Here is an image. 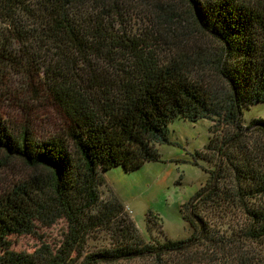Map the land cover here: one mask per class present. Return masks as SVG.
I'll list each match as a JSON object with an SVG mask.
<instances>
[{
    "label": "trees",
    "instance_id": "16d2710c",
    "mask_svg": "<svg viewBox=\"0 0 264 264\" xmlns=\"http://www.w3.org/2000/svg\"><path fill=\"white\" fill-rule=\"evenodd\" d=\"M144 1L164 30L157 22L149 32H115L127 0H0V168L18 159L29 171L0 193V264H68L73 256L80 264H264V117L242 126L245 112L264 104V0H183L185 17L164 0ZM174 19L191 28H171ZM191 32L212 35L215 52L189 49L180 37ZM171 37L180 40L166 47ZM205 64L227 90L199 74ZM17 75L63 118L40 138L29 118L3 111H27L36 98L19 97ZM203 118L230 129L206 146L216 149L217 168L180 205L188 237L152 235V221L161 223L149 211L147 238L115 195L79 226L71 196L84 182L91 206L101 172L161 161L157 146L171 143V124ZM51 202L68 224L60 244L13 249L10 237ZM97 234L106 243L90 245Z\"/></svg>",
    "mask_w": 264,
    "mask_h": 264
},
{
    "label": "rangeland",
    "instance_id": "374dc122",
    "mask_svg": "<svg viewBox=\"0 0 264 264\" xmlns=\"http://www.w3.org/2000/svg\"><path fill=\"white\" fill-rule=\"evenodd\" d=\"M127 1L129 2H126V5L129 6L124 7L127 10V14L124 16L126 21L122 19H119L118 21L114 20L113 28L115 32H121L124 29H129L133 33H139L144 30L149 32V30L151 31L155 27H158L157 22L160 25V27H158L160 29L164 30V27L167 26V24H162L157 17L155 18L154 12H156V9H152V7L144 0ZM164 4L165 6L167 5V8H169L168 5L176 8L179 7L180 11H182L180 12L182 16L185 15L184 12L188 9L183 0H164ZM172 11H175V9H170L168 13L170 14ZM162 13L163 11L160 10V13L158 14L161 15ZM126 18H129V20ZM174 20L171 21V23H168L172 25L171 28H175V26L180 28L183 26L185 27L184 29L191 28L186 20H181L180 22L176 19ZM203 34L200 36L199 33L192 34L191 32L189 37L182 35L180 39L190 47L189 49H197V47H201L202 50L201 48L200 50L204 52V54L215 52V48H213V46H217L216 39L212 35ZM178 39L173 37L168 38V45L166 44L165 46L172 47L171 43L178 41ZM209 46L212 47L210 50ZM198 71L199 74H204V79L210 85H214L213 87L216 89L221 92L224 91L223 89L227 90L225 81L216 73L212 66L205 64V68H203V70L198 69ZM16 80L20 81L14 88L19 97L27 100L29 95L32 94L33 97L36 98H30L31 101L28 102L27 111L9 107V101H4L3 103H7L6 106H8L3 107L5 115L11 118H18V120L20 118H29L37 130V134L35 135L38 138H40V136L47 130L60 126L63 118L58 114L56 106L53 102L47 97L41 96V92L36 93V95L34 93L27 92L26 86L21 83L22 80H20L19 75L16 76ZM34 85L37 86L38 90L41 89V86L37 82H34ZM17 87L19 89H17ZM259 117H264V104H256L255 106H252L250 110H247L242 120V126H248L252 119ZM214 126L215 128L211 129ZM227 129L230 128H227V126L224 125H219L217 122L206 118L199 119L197 122L189 121V123L184 122L179 124L177 130L171 134V143L157 146L158 152L161 155V163L164 170L162 173H169L167 171L168 169L177 170L179 173L177 174V177H175V180H172V182H174L172 184L175 186H181L180 188L182 193L188 190V186H191L193 190L189 194L193 195V192L199 188L210 176L212 171H215L217 168L216 162L219 159V155L217 154L216 149L209 150L206 149V146L209 143L214 145L221 144L220 141ZM252 134L255 135L256 133ZM178 145H180V147H178ZM199 151L203 156L204 154L206 156L201 157L196 155ZM27 172L29 171L26 166L18 159H14L10 166L0 168V193L16 182L19 178L25 176ZM155 172L156 171H153L152 169L151 171L149 170L150 184H147H149L150 187L156 185L150 190V192L147 193L146 191L148 186L143 185L145 187L143 192H136L135 190L133 192L134 194L127 198H124V196L129 192V187L131 185L129 184V181H134L137 186L142 185L138 182V178L136 177L140 174L138 172H131L128 177L122 176L126 180H129L128 182H123L115 177H107L105 176V172H101V175L96 179V182H94L93 189L96 194V199L91 206L87 205L90 188L89 182H84L78 191L71 196V203L74 209L78 212L77 217L79 226L90 222L91 215L95 213L96 208L101 201L107 199L109 195H115L121 202L126 203V207H129V215L134 220L139 230L147 238L150 237V233L148 234L146 230L147 224L145 222V217L149 211L158 215L161 223L159 225L158 220H155L157 223L152 221V226L155 227L152 235L157 236L160 239L163 238L162 236L164 235L171 239L188 237L191 234V228L182 218L179 217L175 204H173L172 200L168 198L166 187H164V178L162 177L159 181L158 177L153 175ZM189 199L187 197L184 202ZM160 200H162L163 203ZM179 213L182 214L181 212ZM67 227V220L63 216L58 205L51 202L45 209L38 212L31 220H29L22 230L10 237L9 240L11 247L15 250H25L28 252H33L41 245L42 242L47 243L50 247H56L66 235ZM106 241L107 240L104 236L102 238L101 234H97L94 240L91 239L89 242L92 246H100L106 243ZM90 249L92 250L94 248L92 247ZM68 264H80V259L73 256ZM125 264H128V262Z\"/></svg>",
    "mask_w": 264,
    "mask_h": 264
},
{
    "label": "crops",
    "instance_id": "0c3cea01",
    "mask_svg": "<svg viewBox=\"0 0 264 264\" xmlns=\"http://www.w3.org/2000/svg\"><path fill=\"white\" fill-rule=\"evenodd\" d=\"M197 121H195V122H197ZM184 122L189 123V121H186V120H183V119H177L175 122H173L171 124V126H170L171 134L177 130L179 124H182ZM171 134H170V138H172ZM160 145H164V144H160ZM178 147H180V145H178ZM151 169L153 171H156L155 173H153V175L155 177H158L159 181L161 180L162 177L164 178V184L165 185L164 184L163 185H164V187H166V192L168 194V198H170L172 200V203L175 204V208L177 209V214L179 215L180 218H182L181 217L182 214L179 213V212H181V211H179L180 205L184 202V200L187 199V197H188V199L191 198L198 188L193 192V195L189 194L193 190V188L191 186H188L189 187L188 190L186 192L182 193L181 192V188H180L181 186H177L176 185L177 186L176 187L175 185L172 184V183H174V182H172V180H175V177H177V174L179 172H177V170L168 169L167 171L169 173L163 174L162 172L164 170H163V166H162L161 161L147 162L139 170L134 171V172H136V173L138 172L140 174V175L136 176L138 178V182H140L142 184L140 186H137L134 181H129V180H126L124 177H122V176H125V177L130 176L129 174L131 172H125L120 167L113 168L111 170L105 171V176H107V177H115L116 179L121 180L123 182H128L129 181V184H131L130 187H129L130 189H129V192L124 196V198H127L129 196H132L134 194L133 192L135 190H136V192H139V191L143 192L145 190V187L143 185L148 186V189L146 191L147 193L150 192V190L154 186H156V185H154L153 187L149 186V184H150V173H149V170L151 171ZM147 183H149V184H147ZM176 188H177V191H176ZM168 198H167V200H168ZM160 201L163 203L162 200H160ZM123 203L126 205L125 202H123ZM162 203H160V204H162ZM154 211H156V210H154Z\"/></svg>",
    "mask_w": 264,
    "mask_h": 264
}]
</instances>
